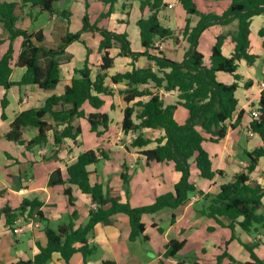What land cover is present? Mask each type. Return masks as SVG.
Returning <instances> with one entry per match:
<instances>
[{"label":"crops","instance_id":"obj_1","mask_svg":"<svg viewBox=\"0 0 264 264\" xmlns=\"http://www.w3.org/2000/svg\"><path fill=\"white\" fill-rule=\"evenodd\" d=\"M2 1L19 2L21 8L17 10L19 15L18 26L34 32L42 30L45 34L42 44L48 46L60 45L62 37L68 32L75 33L82 28L87 3L89 4L88 11L92 22H95L101 13L109 8L101 0H85L84 3L82 0H62L66 6L56 7L55 4L60 1L58 0L54 4L55 12L50 13L41 11L39 6L25 5L21 0ZM177 1L180 2V0H164V6L159 11L162 24L172 28L175 31L174 36L163 39L157 38L154 46L167 57L182 61L191 47V43L182 30L188 19H190V27H193L198 23L200 17L195 14H188L185 9H178ZM201 1L202 5H199L198 1L197 3L204 13L213 12L217 14H221L231 2V0H227L224 5H220V0ZM62 10L72 12L70 19L59 14ZM149 14L150 11L141 9L140 0H118L111 15L108 18H102L99 24L116 32H127L133 50L143 51L138 21ZM192 16H196V18ZM256 18L257 27L253 28V22ZM39 19H44V24L38 28H32L33 20ZM263 25L264 14L252 18L250 51L258 55L255 63L250 65L245 59L239 61L238 73L242 78L238 80L240 83L236 91L238 105L230 123H236L241 111L244 112L242 120L235 127H230L226 136L219 142L207 139L203 143L211 155L213 168L222 170L223 174H218L211 180L205 179L201 177L194 159L191 160L190 180L204 194H217L221 186L230 181L236 173L246 170L249 162L244 155L245 152H251L257 147L264 146L262 138L256 133H251L248 125L251 120V111L257 108L260 92L264 88L263 38L258 34ZM237 27V20L229 24H215L208 27L199 39L198 49L201 47L202 39L212 30L214 36L212 35L211 38V50L217 36L223 34L225 35L223 53L226 56H231L235 50L233 33ZM81 38L85 43L76 41L67 47L66 55L63 57L60 66L61 81L54 89H43L38 85L31 84L13 85L10 88L0 86V141H3V137H5L9 144L13 143L6 137V134L9 132L13 120L22 111L29 108H39L51 95H59L65 92L67 85L76 75L75 70L84 66L88 48L91 50L89 54L90 66L93 73L96 74L104 54L99 50L102 35L99 32L89 31L84 32ZM0 41V56H2L8 51L11 44L9 32L3 23H0ZM136 41L137 48L135 47ZM22 43V36L13 40L14 68L11 79L15 82L20 81L26 71L25 67L17 65L18 57L22 51ZM119 50V47L111 49V54L115 57V66L109 71L107 84L114 91L112 95L105 96L106 102L100 109L109 113V130L98 136L91 130L87 119L80 117L73 121L74 125H81L82 127V133L78 136L77 143L71 139H64L61 144H56L52 129L48 133L47 142L43 145H35L29 148L26 144L18 143L20 145H15V152L6 148L0 149V156L8 160L5 164L8 169L7 177L13 184L12 186L7 184L0 177V264H13L19 260H33L39 252L38 243L46 245L48 242L45 233L47 224L58 229L61 224L71 221L77 227L87 222L90 208L95 207L92 196L82 192L76 184L68 182L50 184V177L58 168L61 169L62 177L65 179L67 167L75 162L79 154L84 151L93 149L105 152L106 157L101 158L99 163L88 166L91 171V180L93 183L96 181L102 183L106 192L120 196L122 201H127L132 206L153 204L159 195L175 191L176 184L181 179V172L175 168L174 162L148 161L147 157L140 152L144 148L156 147L158 144L156 139L163 134V131L144 129L145 134L153 139L144 148L134 147L131 145L132 139H126V137L130 138V133L124 132L122 127L124 111L133 102L128 103L124 99V91L128 87L127 82L113 83L110 77L118 71L131 70L133 64L129 57L119 55ZM210 54L211 52L209 56ZM135 64L137 67H147L150 62L147 56L142 55L135 61ZM154 70L157 71V66H154ZM218 78L226 83L235 81L232 74L225 72H219ZM248 80L252 81L250 86L246 85ZM141 88H150L154 92L158 90L153 84H146ZM160 92L164 95L166 104H174L178 101L177 91L161 89ZM149 97L145 96L143 99L147 100ZM3 101L5 102L4 105ZM179 107L183 106H177L176 110ZM85 110L89 113L97 109L86 104ZM188 115L181 113L183 119H186L185 117ZM46 119L52 122L49 115ZM29 127L24 130V137L27 140L38 135L36 127L37 130L30 135ZM36 146H38V150L35 148ZM102 162L113 163L115 169L113 171L101 169ZM263 170L264 156L260 158L259 169L251 173L250 182L264 185ZM123 173L129 177V184H126ZM68 187L71 188L74 196L73 203L66 193ZM204 194L193 193L189 195V200L179 207H166L152 214H144L143 221L146 230L136 240L130 239L131 222L129 216L123 212L114 214L112 223L99 222L95 226L94 235L89 237L90 245L96 246L97 251L86 260L82 252H75L70 258L69 264H105L104 261H110L111 264H217L218 256L225 251L237 259L239 264H245L247 261H253L251 252H248L249 249L241 255L234 252L233 255L230 250L233 243L240 242L243 244L244 241H249L254 246L255 253L264 260V233L260 230L252 235L243 230L239 224H236L234 231L236 238L233 239L231 228L219 225L215 219L202 213L208 204ZM25 200L39 205L32 211L31 215L29 213L31 207L28 205L26 211L18 213L16 218L28 214V217H34L35 220L39 221V225L29 229L23 235H16L10 230L11 224L8 222L6 211L17 212ZM38 212L43 214V219L39 218ZM73 214H75L74 217ZM224 221L226 224L229 223L227 219ZM221 229H227V231H220ZM219 232H222L221 236L224 240L220 239L216 242L215 237L208 238L207 236V233L218 234ZM174 239L185 240L186 243L176 255L167 256L168 243ZM224 241H227L228 246L223 249ZM76 245L80 246L81 243ZM209 249L214 251L213 258L205 260ZM230 260L229 257L225 256L220 264H232ZM46 264H66V261L59 252H55Z\"/></svg>","mask_w":264,"mask_h":264},{"label":"trees","instance_id":"obj_2","mask_svg":"<svg viewBox=\"0 0 264 264\" xmlns=\"http://www.w3.org/2000/svg\"><path fill=\"white\" fill-rule=\"evenodd\" d=\"M23 4L39 6L41 11L55 12L54 4L58 0H21ZM109 6L108 10L101 13L100 17L92 22L87 10L83 15V25L78 32H68L62 37L58 46L42 44L45 34L42 30L34 32L18 26L19 15L17 10L21 8L19 2H6L0 0V23L9 32L11 44L8 51L0 56V86L10 88L13 85H38L43 89H54L61 81V62L66 55L67 47L76 41H82L84 32H99L102 35L99 50L103 52L102 61L96 74L90 66V49L84 66L75 70V76L67 85L62 94H53L39 108H29L22 111L11 123L6 137L16 143L26 144L27 147L43 145L48 140V133L54 130V142L61 144L64 139H71L77 143L78 136L82 133L81 125H74L76 118H85L90 124L91 130L98 136L104 134L110 128V116L108 112L101 111L106 100L105 96L112 95L114 89L107 84L109 71L115 66V57L111 49L119 47V55L131 59L133 68L126 72H116L110 78L113 83L127 82L125 101L130 103L124 111L123 130L126 133H136L131 145L144 148L153 139L147 136L144 129L162 130L163 134L156 139L157 146L144 148L140 151L148 161L174 162L175 168L181 172V179L176 184L174 192L161 194L153 204L145 206H132L129 202L121 200L120 196L111 195L104 190L100 182H92L91 171L88 166L99 163L105 158L103 151L93 149L79 154L77 160L67 167V177L63 179L61 169H56L51 177L50 184L72 183L78 185L82 192L90 194L95 207L90 208L88 220L85 224L76 226L73 221L61 224L58 229L45 226L48 239L46 245L38 243L39 252L33 260H19L13 264H46L51 260L55 252H59L62 258L69 264L70 258L75 252H82L85 260L97 251V247L90 245L89 237L94 235L95 226L99 223H112V216L116 213H126L131 222L130 239L136 240L143 235L146 226L143 221L144 214H152L166 207H179L189 200L193 193L204 194L191 182V160L194 159L201 177L213 179L222 170L213 168V162L209 151L203 143L207 139L219 142L223 139L230 127H235L242 120L241 111L236 123H230L238 105L236 91L242 77L238 73L239 61L245 59L253 65L258 55L251 53V24L252 18L264 14V0H231L229 6L221 13H204L197 0H180L181 5L188 14L200 17L198 23L190 27L188 19L182 30L189 42L186 57L178 61L167 57L154 46L157 38H168L175 31L162 24L159 11L164 6V0H140L141 9L150 11L147 17L138 21L141 34L143 51H135L132 48L131 39L127 32H116L99 24L102 18H108L113 12L118 0H101ZM60 15L70 19L72 12L62 10ZM238 21V27L233 33L235 50L231 56L223 53L225 35H218L214 43L208 62L205 55L199 51L198 44L202 33L215 24H229ZM263 38L264 25L258 31ZM23 37L22 51L18 57L17 65L26 68L22 79L15 82L11 79L14 68L13 40ZM1 42V41H0ZM85 43V42H83ZM142 55L147 56L150 65L137 67L135 61ZM157 66V71L154 70ZM219 72L232 74L235 81L226 83L218 78ZM251 80L246 82L250 86ZM146 84H153L158 90L154 92L150 88H141ZM177 91L178 101L174 104H166L165 97L160 90ZM145 96H150L147 100ZM139 98L138 100H136ZM136 100V101H135ZM5 102L3 101V105ZM89 104L96 111L87 112L85 105ZM183 106L188 110V118L185 123H179L175 118L177 106ZM257 108L259 116L254 117L251 112L249 130L258 134L264 142V88L261 90ZM50 116L52 122L46 117ZM33 126L38 129V135L31 140L24 137L25 128ZM102 156H101V155ZM249 164L245 171L236 173L234 177L221 186L217 194H204L208 200L202 213L216 220L221 226L232 229V238H236L235 225L239 224L248 233H258L264 228V185L251 183V173L259 169V161L264 156V146L257 147L253 151L245 152ZM101 156V157H100ZM264 174V170H263ZM126 184L129 177L123 173ZM71 203L74 196L70 187L66 189ZM30 206V215L39 204L25 200L16 212L7 210L8 222L13 223L18 213H24ZM39 218L43 214L38 212ZM75 214H73V217ZM224 219L229 220L226 224ZM77 243H81L77 246ZM185 240H171L168 243L167 256L176 255L183 248ZM251 252L253 261L245 264H264L254 251V246L244 244ZM225 256L235 258L227 251L218 256L217 264ZM111 264L110 261H104Z\"/></svg>","mask_w":264,"mask_h":264},{"label":"rangeland","instance_id":"obj_3","mask_svg":"<svg viewBox=\"0 0 264 264\" xmlns=\"http://www.w3.org/2000/svg\"><path fill=\"white\" fill-rule=\"evenodd\" d=\"M83 1V3H84V1L85 0H82ZM198 1V3H199V5H202L201 3H202V1L201 0H197ZM227 0H220V2H219V4L220 5H224V3L226 2ZM177 5H178V9H184L183 8V6L181 5V3L179 2V1H177V3H176ZM55 6L56 7H60V6H66V5H64L63 3H62V0H60L58 3H56L55 4ZM204 12V11H203ZM192 17H195L196 18V16H192ZM262 17V16H261ZM22 22H23V20H22ZM44 22H45V20L44 19H39V20H33V22H32V28H38L39 26H41V25H43L44 24ZM257 27V18H256V20H254V22H253V28H256ZM212 31V30H211ZM211 31H209L207 34H206V36L202 39V44H201V47L199 48V51H201L203 54H205V56H206V60L208 61L209 60V53L211 52L210 50H211V38H212V35H213V33L214 32H211ZM214 31V30H213ZM214 36V35H213ZM138 44H139V42H138ZM137 46V41L135 42V47ZM139 46V45H138ZM137 48V47H136ZM181 113H187V115H188V112H187V110L184 108V107H179L176 111H175V118H176V120L179 122V123H185L186 122V120H187V118H188V116L187 117H185L186 119H183V117L181 116ZM37 129L35 128V127H29L28 128V131H29V133H30V135L32 134V132L33 131H36ZM86 137V136H85ZM130 137V136H129ZM126 139H130V138H127L126 137ZM125 139V140H126ZM131 140V139H130ZM15 142L13 141V143L12 144H9V142H7V139L5 138V137H3V141H0V149H2V148H6V149H8V150H10L11 152H15V145H20V144H18V143H15ZM35 148H37V150H38V146H36ZM245 155V154H244ZM246 156V155H245ZM6 162H8V160L6 159V158H2L1 156H0V177H1V179L4 181V182H6L7 184H9V185H13L11 182H10V180L8 179V177H7V173H8V169L5 167V164H6ZM105 165V166H104ZM100 168L101 169H104L105 171H113L114 169H115V165L113 164V163H109V164H106L105 162H102L101 163V166H100ZM220 231H227V229H221ZM261 231L264 233V228H261ZM221 233L222 232H219L218 234H213V233H207V236H208V238H212V237H215L216 238V242H218V241H220V239H223L222 238V236H221ZM252 235H254L255 234V232H253V233H251ZM224 240V239H223ZM230 242H232L231 240H230ZM247 242V243H246ZM244 241L243 242V244L242 243H240V242H236V243H233L232 244V248L230 247V250L232 251V254L234 255V253L235 254H237V255H241L242 253H246V251L248 250V248L244 245V244H247V245H249V246H252V244L251 243H249V241ZM230 244V243H229ZM226 246H228V244H227V241H224V243H223V245H222V248L224 249ZM229 250V251H230ZM230 251V252H231ZM234 252V253H233ZM248 252H249V250H248ZM213 253H214V251H211V249H209V251H208V253H207V255L205 256L206 257V259L205 260H207V259H211V258H213L212 256H213ZM226 257H229L231 260V263L232 264H239V262L237 261V259H235L236 261H233L232 262V258L230 257V256H226Z\"/></svg>","mask_w":264,"mask_h":264},{"label":"built area","instance_id":"obj_4","mask_svg":"<svg viewBox=\"0 0 264 264\" xmlns=\"http://www.w3.org/2000/svg\"><path fill=\"white\" fill-rule=\"evenodd\" d=\"M252 114L254 117L259 116L260 111L258 108L253 109ZM253 133L252 131H250ZM136 133L131 132L130 133V139L136 138ZM29 215H20L15 220L10 226V230L16 234V235H23L26 233L29 229L36 228L39 225V221L35 220L34 217H28Z\"/></svg>","mask_w":264,"mask_h":264}]
</instances>
